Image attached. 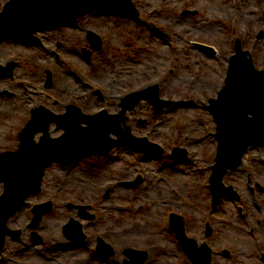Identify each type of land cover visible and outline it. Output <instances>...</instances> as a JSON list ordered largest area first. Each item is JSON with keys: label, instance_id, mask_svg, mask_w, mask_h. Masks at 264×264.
I'll use <instances>...</instances> for the list:
<instances>
[{"label": "rangeland", "instance_id": "374dc122", "mask_svg": "<svg viewBox=\"0 0 264 264\" xmlns=\"http://www.w3.org/2000/svg\"><path fill=\"white\" fill-rule=\"evenodd\" d=\"M6 1L0 0V12ZM133 1L139 11L136 19L91 12L73 26L37 33L43 47L15 40L0 43V64L17 62L13 78H0V91L13 93L0 96V153L18 148L19 133L41 105L56 113H64L68 105L87 114L103 109L117 113L123 97L156 85L161 98L187 103L156 114L143 101L128 113L133 134L166 151L162 157L149 156L152 162L120 146L107 156L49 167L42 191L10 219L8 226L21 229L23 237L6 240L0 264H123V250L130 245L149 250L148 264H192L170 229L173 213L184 217L189 237L211 246L213 264H264V148L251 147L243 165L225 176L224 183L239 192L240 200L223 198L213 205L206 187L217 148L209 100L225 84L237 40L264 70V0ZM90 31L102 36L104 46L93 50L89 60L83 49L90 48ZM199 44L214 47L216 55ZM47 70L53 74L49 88ZM51 130L53 136L62 134L54 126ZM175 147L186 148L188 158H195L193 169L172 168ZM195 167L201 170L195 172ZM138 177L142 180L137 187L120 184ZM155 180L170 185L154 192ZM3 191L0 181V196ZM49 199L54 210L39 229L44 241L35 243L28 228L32 208ZM70 205L86 206L94 219L80 218ZM72 218L87 227L84 247L67 248L63 228ZM208 223L213 227L210 237ZM99 236L115 246V254L90 253Z\"/></svg>", "mask_w": 264, "mask_h": 264}, {"label": "water", "instance_id": "95a60500", "mask_svg": "<svg viewBox=\"0 0 264 264\" xmlns=\"http://www.w3.org/2000/svg\"><path fill=\"white\" fill-rule=\"evenodd\" d=\"M93 10L118 12L132 17L139 15L132 0H11L0 13V40L16 38L29 44L41 43L34 33L45 28L73 24L79 16ZM89 39L93 48H101L102 42L97 35L91 32ZM236 47L237 55L231 59L226 86L219 99L211 100L210 107L218 124L217 137L220 141L217 165L210 185L215 204L222 196L240 198L233 187H225L223 177L228 170H236L242 164L243 156L251 145L264 147V71L255 68L249 53L242 51L239 40ZM85 53L88 58L91 57L90 51ZM15 66V63L7 67L0 65V76H13ZM48 74L47 87H50L52 74ZM142 99L154 105L156 113L172 104L160 98L159 86L156 85L123 98L122 110L117 115L102 111L88 116L75 106L68 107L64 115H56L44 107L33 111L31 121L20 133L19 150L0 154V180L5 185V192L0 198V245L7 234L20 237L21 231L9 230L7 222L21 208L29 205L26 199L30 195L41 191L46 168L54 162L72 164L80 157L108 154L118 145L153 156L163 152L159 145L150 143L147 138L132 135L129 126L123 129L121 125L122 122L126 124V112ZM53 122L65 129L60 138L51 137L49 129ZM82 123L88 126L83 127ZM39 132H43V135L37 142L35 136ZM111 133L119 139H111ZM176 155L183 158L186 152L180 151ZM139 182L140 179L126 185L135 186ZM51 209L52 202L37 205L31 226H39L43 215ZM172 219L173 229L190 258L196 264H211V248L207 244L198 248L197 241L185 235L182 219ZM211 233L212 228L208 226L207 234ZM35 237L38 238V235L35 234Z\"/></svg>", "mask_w": 264, "mask_h": 264}, {"label": "bare ground", "instance_id": "6f19581e", "mask_svg": "<svg viewBox=\"0 0 264 264\" xmlns=\"http://www.w3.org/2000/svg\"><path fill=\"white\" fill-rule=\"evenodd\" d=\"M185 105H187V103L186 102H181V103H178L177 102V105H176V107H177V109H179V108H182L183 106H185ZM189 106H191V104H189ZM147 163L148 162H152V161H154V160H151L150 158H146V160H145ZM195 164H196V161H195V158L194 157H192V158H190V159H188V160H186V161H183V162H179L178 164H176L175 165V167L177 166H180V167H184V168H186V170H189V168L190 169H193V167L195 166ZM175 167L173 168V169H175ZM150 171V170H149ZM194 171L195 172H198V170H196V167L194 168ZM147 177V176H146ZM178 180H179V177L177 178ZM162 180V179H161ZM161 180H155V186H154V192H158V191H162L163 189V187L165 186V188L166 187H169V186H166V185H170V184H167L166 182H164V181H161ZM157 181V182H156ZM158 183V184H157ZM172 183V182H171ZM164 185V186H163ZM148 187V186H147ZM164 188V189H165ZM162 189V190H161Z\"/></svg>", "mask_w": 264, "mask_h": 264}, {"label": "flooded vegetation", "instance_id": "af4514ba", "mask_svg": "<svg viewBox=\"0 0 264 264\" xmlns=\"http://www.w3.org/2000/svg\"><path fill=\"white\" fill-rule=\"evenodd\" d=\"M22 237H23V235H22ZM14 240H15V239H14ZM15 241H19V239H18V240H15ZM5 244H6V243H5ZM5 248H6V245L3 247L2 251L5 250ZM95 252H96V253H99V252H98V244H97V243H96V245H95ZM114 254H115V253H114Z\"/></svg>", "mask_w": 264, "mask_h": 264}]
</instances>
